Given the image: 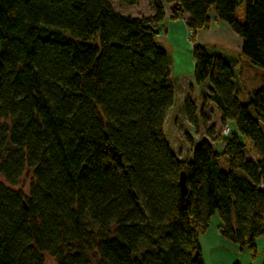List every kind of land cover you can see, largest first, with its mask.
I'll list each match as a JSON object with an SVG mask.
<instances>
[{
  "label": "trees",
  "instance_id": "1",
  "mask_svg": "<svg viewBox=\"0 0 264 264\" xmlns=\"http://www.w3.org/2000/svg\"><path fill=\"white\" fill-rule=\"evenodd\" d=\"M171 5L191 34L196 85L210 82L203 100L237 128L231 137L208 130L187 160L164 132L175 86L158 37ZM153 7L136 18L111 0H0V264H46V255L56 264H205L201 237L215 215L224 240L257 256L264 87L241 104L234 69L197 33L214 14L264 70V0ZM185 108L194 124L192 99ZM28 171L29 195L18 189Z\"/></svg>",
  "mask_w": 264,
  "mask_h": 264
},
{
  "label": "rangeland",
  "instance_id": "2",
  "mask_svg": "<svg viewBox=\"0 0 264 264\" xmlns=\"http://www.w3.org/2000/svg\"><path fill=\"white\" fill-rule=\"evenodd\" d=\"M150 2L151 0H138L136 6H131L123 0H111L112 5L117 11L130 15H139L141 17L150 15L152 11ZM238 13L244 19V5L240 6ZM163 32L160 33L159 37L163 36ZM163 48L169 55L171 54L172 51L167 45L163 46ZM240 66L243 71V77L236 81L239 90L238 99L241 104L248 105L250 96L261 87H264V70L250 63L245 56H243V61ZM173 81L175 86L174 106L168 113L164 132L175 155L183 160L189 159L193 147L200 144L207 137L208 130H211L216 136L223 137L224 128L228 125L233 134L237 132L234 122L223 121L216 107L203 100L204 93L210 87V82L197 86L194 77L191 75L187 78L174 77ZM188 99H192L196 105V122L194 124L190 123L186 116L185 105ZM240 141L241 143H246V140L242 137ZM216 148L218 152L222 149L220 144H217ZM220 169L222 171L229 170V164L225 157L221 158ZM2 181L3 179L0 178V182ZM32 182L33 172L28 171L21 179L18 189H21L25 194L29 195ZM45 262L46 264H56L47 255L45 256Z\"/></svg>",
  "mask_w": 264,
  "mask_h": 264
},
{
  "label": "crops",
  "instance_id": "3",
  "mask_svg": "<svg viewBox=\"0 0 264 264\" xmlns=\"http://www.w3.org/2000/svg\"><path fill=\"white\" fill-rule=\"evenodd\" d=\"M150 5L152 11L146 17L153 16L155 13L153 0H151ZM172 7L173 5L167 6L165 30L163 36L158 37V41L162 47L167 45L172 51L170 55L167 53L172 63L173 78H187L190 75L194 77L195 62L192 54L193 46L190 41L191 34L187 29L185 20L173 21L171 19ZM119 13L141 18L139 15ZM197 42L204 45L210 54L219 55L229 63L234 69L237 79L240 80L243 77L240 66L243 61L242 39L228 24L218 21L215 15L212 14L210 28L197 33ZM191 158L192 152L189 159ZM221 226L222 222L218 215L213 216L207 232L201 237L205 264H264V237L256 241L258 253L253 258L247 250H242L238 245L224 240L220 234Z\"/></svg>",
  "mask_w": 264,
  "mask_h": 264
},
{
  "label": "water",
  "instance_id": "4",
  "mask_svg": "<svg viewBox=\"0 0 264 264\" xmlns=\"http://www.w3.org/2000/svg\"><path fill=\"white\" fill-rule=\"evenodd\" d=\"M181 188H182L183 194L187 195L188 189H187V184H186V176L184 173L181 176Z\"/></svg>",
  "mask_w": 264,
  "mask_h": 264
},
{
  "label": "built area",
  "instance_id": "5",
  "mask_svg": "<svg viewBox=\"0 0 264 264\" xmlns=\"http://www.w3.org/2000/svg\"><path fill=\"white\" fill-rule=\"evenodd\" d=\"M224 136H230L232 134V130L230 126L226 125L223 131Z\"/></svg>",
  "mask_w": 264,
  "mask_h": 264
}]
</instances>
